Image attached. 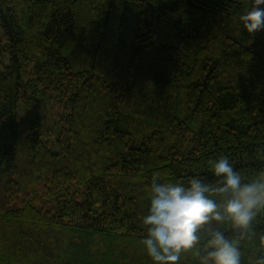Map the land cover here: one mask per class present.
<instances>
[{
    "label": "trees",
    "instance_id": "16d2710c",
    "mask_svg": "<svg viewBox=\"0 0 264 264\" xmlns=\"http://www.w3.org/2000/svg\"><path fill=\"white\" fill-rule=\"evenodd\" d=\"M249 6L0 0V264H154L141 243L154 174L214 184L223 156L244 182L264 176ZM253 227L242 264L264 256V211Z\"/></svg>",
    "mask_w": 264,
    "mask_h": 264
},
{
    "label": "clouds",
    "instance_id": "9594fccd",
    "mask_svg": "<svg viewBox=\"0 0 264 264\" xmlns=\"http://www.w3.org/2000/svg\"><path fill=\"white\" fill-rule=\"evenodd\" d=\"M239 21L249 34L264 30V0H250ZM211 171L214 184L199 176L161 182L153 175L141 243L154 264H181L188 256L196 264H242L238 241L255 236L254 219L264 211V176L244 182L223 156L211 162ZM249 264H264V256Z\"/></svg>",
    "mask_w": 264,
    "mask_h": 264
},
{
    "label": "rangeland",
    "instance_id": "374dc122",
    "mask_svg": "<svg viewBox=\"0 0 264 264\" xmlns=\"http://www.w3.org/2000/svg\"><path fill=\"white\" fill-rule=\"evenodd\" d=\"M1 37V32H0ZM7 63V54L0 51V66Z\"/></svg>",
    "mask_w": 264,
    "mask_h": 264
},
{
    "label": "bare ground",
    "instance_id": "6f19581e",
    "mask_svg": "<svg viewBox=\"0 0 264 264\" xmlns=\"http://www.w3.org/2000/svg\"><path fill=\"white\" fill-rule=\"evenodd\" d=\"M264 175V174H263Z\"/></svg>",
    "mask_w": 264,
    "mask_h": 264
}]
</instances>
